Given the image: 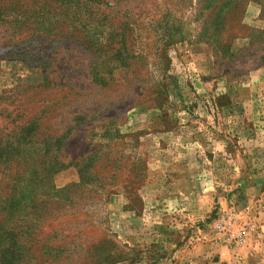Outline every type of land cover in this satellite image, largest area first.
Masks as SVG:
<instances>
[{"label": "rangeland", "instance_id": "374dc122", "mask_svg": "<svg viewBox=\"0 0 264 264\" xmlns=\"http://www.w3.org/2000/svg\"><path fill=\"white\" fill-rule=\"evenodd\" d=\"M77 1L57 25L78 44L47 60L75 91L41 102L53 131L71 111L93 119L70 122L60 151L17 140L0 156V264L24 245L36 264L45 240L41 264H264V0H106L81 18ZM42 80L0 59V152L31 115L8 116L27 108L14 90Z\"/></svg>", "mask_w": 264, "mask_h": 264}, {"label": "trees", "instance_id": "16d2710c", "mask_svg": "<svg viewBox=\"0 0 264 264\" xmlns=\"http://www.w3.org/2000/svg\"><path fill=\"white\" fill-rule=\"evenodd\" d=\"M84 1V4L80 5L78 10H75L77 12L73 13L75 16H79V18L85 16V14L89 12L88 10L93 8L90 3L97 2L108 5V1L106 3V0ZM215 1L223 3V7H228L227 9H234V0H211L207 7L210 8L213 6ZM77 2V0H0V59L36 63L42 69L43 74L42 83L38 86H18L14 90L13 95H16L17 98H14L13 101L23 97V103L26 104L27 108L25 110V107H23L22 112L14 115L13 112H15V110L10 111L8 116L14 117L13 119L15 120L17 117L24 118V113L26 111H30L31 115L27 116L26 120L16 124L11 121L12 123H10V125H13L11 129L6 125L3 126L2 130L5 132V130L9 129V132L3 134L1 141L4 143V146L2 147V151L0 152L2 154H0V156L3 155L7 149L12 150V146L17 140L30 144L48 145V147L54 146L60 151L73 129L72 126L70 127V122L78 124L85 119H93V112L91 111L79 115H77V112L71 111L75 116L68 121L66 125L62 126L59 131L57 128L53 131L52 128H54V125L49 123L51 122L49 116L51 115L50 107H45L41 102L45 100L47 97L46 95H49L47 92L49 90L55 91L63 87H68L70 92L75 91L74 87L62 85L58 82L61 76L59 74L53 76V74L59 72V70H51V64L47 63V60H54L55 63L62 61L64 58H62L63 55L60 52L61 45L68 42L73 43V45L78 44V28L74 27L73 30L69 32L62 26L57 25V23L60 22L59 16L70 12L68 5ZM222 9L223 8H221L220 11ZM8 16H12V19H6ZM49 16H55V19L52 20L48 18ZM47 24H55V26H57L53 27V30L52 28H46ZM48 41L53 43L51 49H56L51 56L48 55L47 51L48 47L46 45ZM131 58H134V55ZM103 72V68L93 67L89 71V74L93 81L100 82L107 87L109 81L103 76ZM55 97L56 99L58 98V96ZM6 99V95L0 96V104L2 102L8 103L10 98H8V100ZM35 99H38L42 106L38 107V109L32 108L30 110L29 108L32 106L31 104L34 103L33 101ZM23 103L21 102V104ZM33 106L37 107L35 105ZM20 108H22L21 105ZM3 110L4 108L1 109V111ZM16 110L18 111L19 109L16 108ZM51 130L53 132H51ZM6 142L8 146H5ZM53 155L52 153L50 156ZM53 157L55 158L54 162H60L61 156L59 153ZM49 169L50 167L44 169V174L41 176L40 181L49 173ZM48 246V241L45 240L44 247L36 251L38 252V256L35 257L38 264H41V262L44 263L46 253L43 252V249L45 247L50 248ZM20 249L24 251L21 254L23 255L21 260L16 261L17 264H33L31 260L33 259V253L31 254L32 246L27 248L24 245L21 246ZM34 254L36 253L34 252Z\"/></svg>", "mask_w": 264, "mask_h": 264}]
</instances>
